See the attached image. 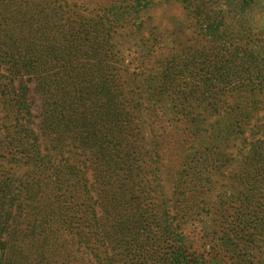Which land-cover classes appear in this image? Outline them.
Segmentation results:
<instances>
[{
  "label": "rangeland",
  "instance_id": "rangeland-1",
  "mask_svg": "<svg viewBox=\"0 0 264 264\" xmlns=\"http://www.w3.org/2000/svg\"><path fill=\"white\" fill-rule=\"evenodd\" d=\"M0 41L7 264H264V0H0Z\"/></svg>",
  "mask_w": 264,
  "mask_h": 264
},
{
  "label": "trees",
  "instance_id": "trees-1",
  "mask_svg": "<svg viewBox=\"0 0 264 264\" xmlns=\"http://www.w3.org/2000/svg\"><path fill=\"white\" fill-rule=\"evenodd\" d=\"M2 44L1 45H5L6 47L8 46H12L11 44L12 42H10V44L8 42H2L0 41ZM9 50V49H8ZM1 54L7 55L6 53L2 52L0 50V56ZM21 57L22 54H21ZM233 63V62H232ZM14 64V63H13ZM15 69H17V72L12 73L13 76H17V75H21V83H20V87H19V93H16L14 95V105L19 104V106L26 110V112H28L30 110V106L32 104V102H30V98H29V94L33 91H35V87L36 85L31 88L29 86V82L31 83L33 78L35 77V71L36 68L33 66V64L29 63L27 60H20L18 62V64H14ZM27 79L25 78V76H27ZM5 93V92H4ZM45 117V116H44ZM51 115H50V120H49V124L46 126L45 131L48 133L49 137L51 135H55L58 134L57 132V128L58 126H60L61 124L63 125V122H59L58 124H56L55 126H53V124L51 123ZM62 137L60 136V139ZM153 154V157L157 156L158 159L160 158V153H159V146L157 145V149H155ZM154 157V158H155ZM3 208H5V204H3ZM4 210V209H1ZM11 219L14 221L15 224L19 225L17 220L15 218H10V216H8L7 221H2V219H0V253L2 255H6L7 253H9V249H11L13 247V245L18 244V238H20V234L15 233V232H11L8 233V229H9V224H8V220ZM27 236V235H26ZM25 236V237H26ZM8 250V252H7ZM7 259L4 260L3 257H0V264H7ZM13 261V259H9L8 263H11Z\"/></svg>",
  "mask_w": 264,
  "mask_h": 264
}]
</instances>
